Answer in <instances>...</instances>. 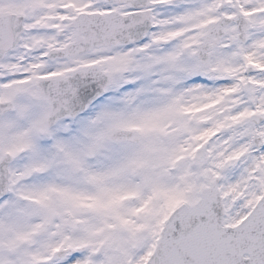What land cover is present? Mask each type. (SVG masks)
Here are the masks:
<instances>
[{"label": "rangeland", "instance_id": "obj_1", "mask_svg": "<svg viewBox=\"0 0 264 264\" xmlns=\"http://www.w3.org/2000/svg\"><path fill=\"white\" fill-rule=\"evenodd\" d=\"M156 1L153 29L142 40L56 68L102 63L111 82L62 122L60 135L45 139L38 163L29 162L30 194L11 199L8 214L0 215V264H145L173 208L196 203L216 177L228 213L235 202L229 221L264 195V147L252 143L255 131L264 138V123H249L253 113L264 112V0ZM22 2L43 6L42 20L60 26L63 17L92 8L129 9L106 0H2L0 12L19 10ZM220 2L227 4L225 15L238 5L253 14L249 38L218 47L202 66L193 53ZM74 37L69 30L58 42ZM249 64L255 69L248 75ZM179 90L185 102L178 101ZM115 128L136 130L140 142L112 141ZM50 221L49 232L37 236ZM77 222L81 232L74 234ZM69 244L90 249L72 262L58 260L55 251Z\"/></svg>", "mask_w": 264, "mask_h": 264}, {"label": "water", "instance_id": "obj_2", "mask_svg": "<svg viewBox=\"0 0 264 264\" xmlns=\"http://www.w3.org/2000/svg\"><path fill=\"white\" fill-rule=\"evenodd\" d=\"M126 2L130 7L144 8L154 5L150 0H117ZM15 18L0 16V58L11 50L20 39L21 23ZM240 22V40L246 39L248 23L243 15L222 17L214 22L199 44L196 55L203 65H209L212 51L226 36L225 26L233 21ZM17 22V26H15ZM79 35L67 47L59 49L65 56H76L96 46L132 43L143 38L152 28L151 9L138 10L120 15L110 12L81 14L77 23ZM81 33L85 34L81 36ZM231 38V43L234 42ZM250 71V70H249ZM110 75L98 66H89L74 71L70 76L50 82L52 90V123L58 117L76 116L107 88ZM5 103H0V107ZM4 111V110H2ZM255 123L264 120V116L251 118ZM115 141L138 142L139 135L133 130L117 129L111 134ZM258 146L264 141L254 138ZM220 178L204 188L202 198L194 205L181 204L169 217L161 240L147 264H264V196L258 201L250 215L238 226L223 225L224 204L219 190ZM5 182L0 183V195L5 193ZM52 223L38 232L46 234ZM80 224L75 229L80 231ZM88 246L62 249L59 257L84 251ZM248 253L249 257L244 258Z\"/></svg>", "mask_w": 264, "mask_h": 264}, {"label": "flooded vegetation", "instance_id": "obj_3", "mask_svg": "<svg viewBox=\"0 0 264 264\" xmlns=\"http://www.w3.org/2000/svg\"><path fill=\"white\" fill-rule=\"evenodd\" d=\"M29 4L31 3L22 2L19 10L0 12V15L10 13L21 17L23 27L18 45L0 59V102H5L7 107L10 106V110L0 116V182L7 180L9 188L8 192L0 196V215L2 217L8 214L11 199H24L30 194H27L30 179L26 171L29 162L38 163L37 157L43 154L42 148L46 146L45 139L53 141L62 130V122L71 119L65 117L56 120L53 124L49 122L52 93L51 89L46 88L48 81L67 76L73 70L85 67L86 64L98 63L79 61V65L72 69L65 71L56 69L64 62L77 60L82 55L105 48H95L77 57H59L53 50L63 47L73 40H68L64 44L58 42L69 30H72L76 35V29L72 26V22L77 14L73 17H63L64 25L60 26L54 20H42V15L45 13L43 6L38 5L31 8ZM240 8L242 6L238 5L235 13ZM219 9L222 10L220 4ZM88 11L104 12L94 8ZM244 11L250 21L249 38L253 14L250 15L246 10ZM15 26H17V22H15ZM231 33L237 35L238 24H234V31ZM98 64L104 68L102 63ZM5 121L7 122L5 123ZM44 155L46 159L49 158L47 153ZM230 211L233 212V210ZM230 211L225 215V222L235 225L242 218L237 221H229L232 216ZM58 260L72 262L76 260V257L71 256Z\"/></svg>", "mask_w": 264, "mask_h": 264}, {"label": "bare ground", "instance_id": "obj_4", "mask_svg": "<svg viewBox=\"0 0 264 264\" xmlns=\"http://www.w3.org/2000/svg\"><path fill=\"white\" fill-rule=\"evenodd\" d=\"M177 94L179 95L178 101H183V102H185V97H186V92H185V90H179V91L177 92ZM178 114H180V113H178ZM33 258H34V257H33ZM39 262L43 263L44 261L41 260V261H39ZM19 264H21V262H19Z\"/></svg>", "mask_w": 264, "mask_h": 264}]
</instances>
